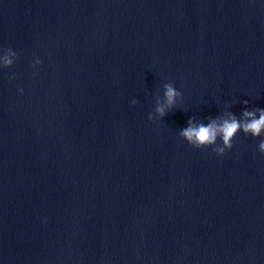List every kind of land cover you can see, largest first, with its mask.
Segmentation results:
<instances>
[{
  "label": "water",
  "instance_id": "obj_1",
  "mask_svg": "<svg viewBox=\"0 0 264 264\" xmlns=\"http://www.w3.org/2000/svg\"><path fill=\"white\" fill-rule=\"evenodd\" d=\"M255 109L264 0H0V264H264Z\"/></svg>",
  "mask_w": 264,
  "mask_h": 264
},
{
  "label": "clouds",
  "instance_id": "obj_2",
  "mask_svg": "<svg viewBox=\"0 0 264 264\" xmlns=\"http://www.w3.org/2000/svg\"><path fill=\"white\" fill-rule=\"evenodd\" d=\"M8 51L14 55L11 49ZM4 59L6 66L13 64V60L7 56ZM163 88L165 105H159L156 108V113L161 118L175 106L176 100L182 96L181 92L177 91L171 83H165ZM257 114L259 115L258 119L256 118ZM188 125L180 133L188 145L198 150L211 148L217 156H223L226 151L231 150L233 147L232 141L238 131L242 130L254 139L261 136L262 131H264V110L244 111L241 120H238L232 114H228L227 118L211 120L206 126L202 123L194 124L192 120H189ZM218 138L222 142L219 145L216 143ZM258 151L261 155H264V139L260 141Z\"/></svg>",
  "mask_w": 264,
  "mask_h": 264
}]
</instances>
